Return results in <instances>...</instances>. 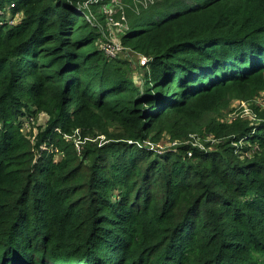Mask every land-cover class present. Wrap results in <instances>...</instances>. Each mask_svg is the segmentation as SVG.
<instances>
[{
  "label": "trees",
  "instance_id": "1",
  "mask_svg": "<svg viewBox=\"0 0 264 264\" xmlns=\"http://www.w3.org/2000/svg\"><path fill=\"white\" fill-rule=\"evenodd\" d=\"M85 1L0 0V264H264V0H120L138 82Z\"/></svg>",
  "mask_w": 264,
  "mask_h": 264
},
{
  "label": "rangeland",
  "instance_id": "2",
  "mask_svg": "<svg viewBox=\"0 0 264 264\" xmlns=\"http://www.w3.org/2000/svg\"><path fill=\"white\" fill-rule=\"evenodd\" d=\"M93 1L94 0H86L84 2V5L89 8L90 7L89 2H91L92 4ZM111 1L112 0H98L96 2L97 4H92V5L95 6L99 4L97 7L98 12L101 11L102 8L106 9V6H108L107 11L108 10L110 11V6L114 7ZM130 8H132L130 4L123 3L122 10L118 11L117 14L113 16L112 19H110V22H106V20L104 21V30H101V31L99 30L100 36H99V40L97 41V48L101 50L103 46H108V48H105V50H108V49L110 50L111 60L123 58L126 61H128L130 63L131 70L134 69V72H135L134 80L138 82L141 76L140 74L142 70L141 67H139L138 65L144 66L146 63H143V64L139 63L140 61L138 59V56L130 52V50L128 49L123 50L124 45L122 44V39L126 34L125 33L126 30H124L121 27V25H124V23L126 25L128 24V19L126 18V11H128ZM137 9L140 10L141 8L137 7ZM114 12L116 13V10ZM123 14L125 15V19L120 18V20H118V18L122 16ZM6 17H9V16L6 15ZM21 18H22V14H20V16L18 15V17L15 19L16 22L19 21ZM87 19L88 18L86 17V20ZM3 22H6V20H4ZM8 24H10V20H8ZM103 53L106 54L105 51ZM115 53H118V54H115ZM116 55L117 57L114 58ZM262 111H264V90L260 91L259 93H257L253 97H250L247 100L230 98L228 103L226 104V107L220 109L216 113L209 114L208 118L214 119L216 122L221 123V124H228L231 121L236 120V119L240 121H244L247 124H249L250 127H253L251 131V135H252L253 132L257 128H259L260 123H262L258 117ZM45 120H46L45 115L40 114L37 120H34L31 122L32 123L31 125L35 123L36 126H41L44 124ZM205 122L206 123L204 124V126L207 124V122H209V120L205 119ZM26 124H25L26 126H25L24 133L27 135H29L30 133L35 134L37 131L36 127L32 129V126L29 123H26ZM202 130L204 131V128ZM202 133L201 131H196V132L188 134L189 140L187 141V143H190L191 145L198 147V148L202 147L204 144H208L210 145V147H212V149L213 148L216 149L215 144L220 143L221 139L211 140L209 137H205L204 135H201ZM74 139L77 142L76 150L78 151V149H80L81 147L80 144H82L83 141L82 143H79V141H77V137L73 136V140ZM101 139L103 140V137H101ZM30 140L33 141V137H31ZM177 144L178 143L176 142V140H172V138L169 135L164 134L158 146L161 148V150H167L166 148L174 147ZM242 147H243V144L241 141L238 143V148H242ZM247 155L250 156V152H248Z\"/></svg>",
  "mask_w": 264,
  "mask_h": 264
},
{
  "label": "built area",
  "instance_id": "3",
  "mask_svg": "<svg viewBox=\"0 0 264 264\" xmlns=\"http://www.w3.org/2000/svg\"><path fill=\"white\" fill-rule=\"evenodd\" d=\"M98 0H94L93 2H92V4H97L96 2H97ZM112 3H113V5H114V7H111L110 6V11L108 10L107 11V8H108V6H106V9H103L102 8V10L100 11L102 14H103V16L105 17L104 18V21L106 20V22H110V19H112V17L113 16H115L116 14H117V12L118 11H120V10H122V5H123V2H121L120 0H112L111 1ZM148 3H153V0H132V5H134L135 7H138L139 6V8H146L147 7V5H148ZM89 4L90 5H92L91 4V2H89ZM99 5V4H98ZM85 6V5H84ZM86 7V6H85ZM14 8V5H10V8L7 10V13H6V15L7 16H9V17H4L2 14L3 13H1L0 12V23H3V21L4 20H6L7 22H8V20H10V24L9 25H15L16 23H18L19 21H17L16 22V18L18 17V15L20 16V13H18V14H15L14 16H11L10 14H9V11H10V9H13ZM87 8V7H86ZM114 8V9H113ZM116 10V13L114 12ZM115 13V14H114ZM120 18H123V19H125V15L123 14L122 16H120L119 18H118V20H120ZM105 25H106V23H105ZM121 27L124 29V30H126V32L128 31V29H129V26H128V24L126 25L125 23H124V25H121ZM125 32V33H126ZM119 44V43H118ZM105 48H108V46H103L102 47V51L104 52H106V56L107 57H109L110 58V50L108 49V50H105ZM124 49H128V48H126V47H124L123 46V50ZM118 50H119V48H118ZM129 50V49H128ZM131 52V51H130ZM115 54H118V53H115ZM117 57V55L114 57V58H116ZM138 59H139V63H141V64H143V63H146L147 62V58H145V57H142V56H138ZM191 153H189V155H190Z\"/></svg>",
  "mask_w": 264,
  "mask_h": 264
}]
</instances>
